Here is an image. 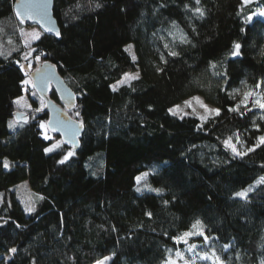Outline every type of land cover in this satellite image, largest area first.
Returning a JSON list of instances; mask_svg holds the SVG:
<instances>
[{"label": "trees", "instance_id": "1", "mask_svg": "<svg viewBox=\"0 0 264 264\" xmlns=\"http://www.w3.org/2000/svg\"><path fill=\"white\" fill-rule=\"evenodd\" d=\"M14 1L0 0V264H166L197 220L208 239L188 242L215 244L223 264H262L264 108L253 105L264 103V17L250 16L264 0H54L61 37L43 34L35 55L76 93L67 112L83 131L77 147L64 140L51 153L63 138L45 139L44 107L9 127L27 78ZM244 85L246 102L232 96ZM194 94L219 114L169 112ZM49 96L62 103L55 87ZM229 137L245 155L224 144ZM23 180L31 213L12 190Z\"/></svg>", "mask_w": 264, "mask_h": 264}, {"label": "rangeland", "instance_id": "2", "mask_svg": "<svg viewBox=\"0 0 264 264\" xmlns=\"http://www.w3.org/2000/svg\"><path fill=\"white\" fill-rule=\"evenodd\" d=\"M244 1V0H243ZM256 0H251V2H255ZM248 3V4H251ZM261 13H264V11H257L254 14H251L250 19L253 17H264V15H262ZM33 33H39L40 37L43 35V31L41 30V28L37 25V26H24L22 28H20V35H22V40H23V45L25 46L24 51L21 53L22 59L20 61L21 67H23V71L25 73V76L27 77L26 80H30L32 81V83H29L27 85L23 84V88L25 89V92L20 95L17 98V111L20 113H25V114H29L30 118L32 119H37L40 118L42 114H44L45 110L43 109V107L45 108V102L44 99L41 98L37 92L36 94V89L33 87V77H32V73L38 71L42 65L41 63L45 62V60L43 61V58H40L39 55V59H36L37 55H35V51H36V46L34 45L36 41L33 39L32 34ZM25 40L28 41V44H25ZM127 50L130 51V53L134 54L133 51V46L132 45H127ZM33 49H35V51H32ZM28 53L29 54V58L26 60L25 54ZM128 74V77L131 76H135L138 74L139 76V72L136 71L135 73H126ZM126 79V75L120 79L124 80ZM132 79H127V82H130ZM119 81L115 82V87L121 85L120 83H118ZM125 83V84H126ZM53 87V86H52ZM248 93L246 86H242V87H236L233 89L232 91V96H234V98L238 101H247L245 100V94ZM198 97L199 100L193 99ZM192 101L191 106L185 104V101ZM201 102L204 105L208 106V109H218L217 106H215L214 104H210L207 101H205L204 97L200 94H194L191 95V97L186 98L185 100L181 101L180 104H178L180 106V109L178 110L179 114H194L199 116H206L207 118L210 116H213L214 114H216L215 112H208L205 110V108H203L201 106ZM58 105L63 108L64 110L68 111L69 106L66 100L62 99V103H58ZM49 111H48V118H42V122L44 123V127H41V123L39 124L40 129L43 130L44 135L49 137L50 136V132L51 130H49L48 128V122H49ZM10 123L14 124L13 126H15V124H17V122L19 121V119L14 115L13 117H11L9 119ZM56 134V132H55ZM57 136V134H56ZM239 137H235L234 139V143H240L239 142ZM64 142L63 139H61L60 141H56L53 145L58 144L59 146L62 145V143ZM242 146H244V143H240ZM52 145V146H53ZM145 177V175H141V179L140 181ZM12 190L15 191L16 196L18 197L21 205L24 207L25 211L27 213H31L29 212L27 209L29 207L31 208H36L35 206V196L32 194V190L30 187V184H28V182L26 180H23V182L15 184L12 188ZM33 212V211H32ZM179 242V244H181L182 242L184 243V245H180V249L181 250H177L174 253H171V257L170 260L168 262H166V264H169L170 261H175V264H223L224 262L221 261V258H219L218 253L216 251V247L215 244L209 243L208 247L207 246H203V245H199L198 247L195 245V248L193 249L192 247H190L191 245H193L191 242H185L184 240H179L177 241ZM184 257L183 259L185 261L181 262V257ZM11 254L7 255V258H10ZM205 257H207L205 259ZM217 257L219 258L217 260ZM102 262V261H100ZM98 264V263H97Z\"/></svg>", "mask_w": 264, "mask_h": 264}, {"label": "water", "instance_id": "3", "mask_svg": "<svg viewBox=\"0 0 264 264\" xmlns=\"http://www.w3.org/2000/svg\"><path fill=\"white\" fill-rule=\"evenodd\" d=\"M54 0H15L14 1V14L18 22L24 26H39L43 34L52 35L58 39L61 37L56 36L55 32H49L47 29L52 27L60 32V24L54 12ZM28 11V16H25L23 21L17 16V12L24 14ZM41 68L32 73L33 84L39 96L45 101V108L49 111L48 128L52 132L62 135L63 140H66L74 147L78 146V136L81 135L83 128L81 123L72 118L69 113L61 108L53 98H50V92L53 87L57 89L58 95L61 100H66L69 107L73 106L77 100L74 90L67 85L63 76H60L54 65L42 63ZM53 86V87H52ZM15 116L20 120L28 117V114L15 112Z\"/></svg>", "mask_w": 264, "mask_h": 264}, {"label": "snow or ice", "instance_id": "4", "mask_svg": "<svg viewBox=\"0 0 264 264\" xmlns=\"http://www.w3.org/2000/svg\"><path fill=\"white\" fill-rule=\"evenodd\" d=\"M250 2H251V0H244V3H245V4H248V3H250ZM196 3L199 4V3H200V0H196ZM76 7H79V5H76ZM96 7L99 8V7H102V5L99 4V3H97V4H96ZM194 10H195V12H196L198 15H200L201 17H203V15H204V9H202V8H200V7H197V8H195ZM261 14L264 15V13H261ZM17 16H19V17L21 18V21H23V19L25 18V16H28V18H31V16L28 15V11H27V10L25 11L24 14H21V13L17 12ZM76 18H77V17H75V16L72 17V19H76ZM47 31H49V32H53V31H54L55 34H56V36H60V35H61V33H60L58 30H56V29H54V28H52V27H49V28L47 29ZM32 36H33V39H35V40H39V39H40V34H39V33H33ZM181 39H182V41H183V37H182ZM25 44H28V41H27V40H25ZM165 47H167V45H165ZM32 51H35V49H33ZM169 54H170L171 56H176V55H178L179 53H177V52H175V51H172V52H170ZM232 55H233V56H239V55H241V45H240L239 43H235V44H234V51L232 52ZM24 58L27 60V59L29 58V54L26 53ZM36 59H39V56H37ZM133 59H135V58H133ZM162 59H163V57H162ZM165 63H167L166 60H165ZM158 71H163V69H158ZM125 75H126V79L121 80V81H119L118 83H120V84H124V83L127 82V79H129V78H130V79H138V78H139L138 74L135 75V76H131V77H128V74H125ZM22 83H24L25 85H27V84H29V83H32V81H30V80H23ZM262 83H264V82H262ZM33 87H35L34 84H33ZM113 90H115V86H113ZM251 95H252L251 92L246 93V94H245V100H247L248 97L251 96ZM193 99L199 100L198 97L193 98ZM17 102H19V101H17ZM185 104L191 106L192 101H191V100H189V101H185ZM201 106H202L203 108H205L206 111H208V112H215L217 115H218L219 112H220V109H208V106H207V105H204L202 102H201ZM253 106H254V107H255V106H259L260 108H264V103H262L260 100H256V101H255V104H254ZM179 109H180V106H179V105H175L173 108H170V109H169V112L172 113L173 115H176V114L178 113V110H179ZM230 110H231V111H238V110H239V105H237L235 108L230 109ZM185 114H187V113H185ZM77 115H79V113H77ZM200 119L203 121V120H206L207 117H206V116H200ZM12 126H13V124L10 123V124H9V127H12ZM44 126H45V125H44V123L42 122V123H41V127H44ZM237 136H238V134H237ZM45 139H49V137L45 136ZM258 141H259V144H264V135L258 137ZM224 144H225L227 147H229V148L232 150V152H233L235 155H237V156H243V155L246 154V153L240 152V151L238 150L236 144H234V143L232 142V138H231V137L227 138V139L224 141ZM257 146H259V145H257ZM58 147H59V145L56 144V145H53V146H51V147L45 148L44 151H45L46 153H51V152H53V151H54L56 148H58ZM253 150H254L253 148H249V149H248V151H253ZM72 155H73V153L69 152L67 155H65V156L63 157V159L59 160L58 163L63 164V163H64V162H65L70 156H72ZM7 166H8L7 163H5V167H7ZM144 175L146 176L147 173H145ZM136 179H137V182H139L140 179H141V177H137ZM257 183H264V177H261L260 180L257 181ZM251 190H252V189H251V186H250L249 189H246V190H244V191L238 192V193H236V195H237V196H240V197H246L247 194H248V192L251 191ZM137 191H140V189L138 188ZM154 191L159 192L160 190H159V189H155ZM41 199H43V197H41ZM27 210H28L29 212H32V211H34V208L29 207ZM147 214H148L149 216H151V213H150V212L147 213ZM192 228H193V229H197V231H188V232H185V233L183 234V236H181V237H176L175 239H177L178 241H179V240H184L185 242H187V240H186L185 238H186V237L193 236V235L204 236V239H205V240L208 239V237L205 236L204 233H203V231H202V224H201V222H200L199 220H197V221L192 225ZM190 247L194 248L195 245L193 244V245H191ZM16 251H17L16 248H12V249H11V252H12V253H15ZM206 258H207V257H205V259H206ZM105 259L107 260L108 258H105ZM218 259H219V258L217 257V260H218ZM98 264H104V262H98ZM169 264H175V261H170ZM262 264H264V262H262Z\"/></svg>", "mask_w": 264, "mask_h": 264}, {"label": "flooded vegetation", "instance_id": "5", "mask_svg": "<svg viewBox=\"0 0 264 264\" xmlns=\"http://www.w3.org/2000/svg\"><path fill=\"white\" fill-rule=\"evenodd\" d=\"M69 106V105H68Z\"/></svg>", "mask_w": 264, "mask_h": 264}]
</instances>
